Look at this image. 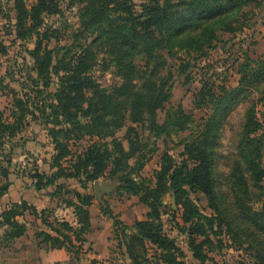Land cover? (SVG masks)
<instances>
[{
  "label": "trees",
  "instance_id": "obj_1",
  "mask_svg": "<svg viewBox=\"0 0 264 264\" xmlns=\"http://www.w3.org/2000/svg\"><path fill=\"white\" fill-rule=\"evenodd\" d=\"M10 1L15 41L35 39V46L28 51L32 65L20 86L22 95L12 92V122L0 111V205L15 181L24 177L14 169L15 159L32 156L26 149L18 155L17 146L11 144L35 123L53 147L50 174L34 165L25 185L45 194L51 203L59 201L72 209L75 221H62L55 209L39 211L21 199L0 214L2 247L11 250L17 240L26 237L29 217L43 226L35 232L37 241L79 260L92 231L94 198L87 189L106 178L118 186L120 196L136 197L148 209L146 220L133 227L122 225L109 208L104 211L114 220L118 248L130 264H216L209 253L222 248L223 235L237 247L244 238L248 249L256 251V264H264V206L260 210L253 207L264 198V137L257 135L262 124L255 103L246 110L228 173L221 172L218 163L225 159L220 154V138L230 115L254 92L264 101V57L237 65L240 79L234 90L222 88L218 94L210 82L203 84L194 107L212 105L213 114L202 119L204 128L199 135L184 142L181 159L177 162L164 153L160 169L150 179L141 172L154 151L148 152L138 131L149 123L155 136L169 137L194 123L181 107L174 113L166 111L173 79L172 75L161 76L167 58L179 53L205 57L222 35L249 30L251 12L247 9L260 5L258 0H140V5L138 0H69L68 8L79 10L78 27L65 46L52 45L57 31L45 23L47 17L62 14V0H37L30 8L25 0ZM0 51L8 53L3 42ZM98 66L104 72L113 69L117 82L111 86L100 83L95 77ZM190 67L189 63L182 65V73ZM5 89L8 86L0 77V91ZM123 130V137H117ZM85 139L92 144L75 151ZM194 194L207 199L213 215L204 214ZM169 195L180 212V222L174 214L173 224L185 237L191 261L166 231L164 201ZM90 264L102 263L93 260Z\"/></svg>",
  "mask_w": 264,
  "mask_h": 264
},
{
  "label": "rangeland",
  "instance_id": "obj_2",
  "mask_svg": "<svg viewBox=\"0 0 264 264\" xmlns=\"http://www.w3.org/2000/svg\"><path fill=\"white\" fill-rule=\"evenodd\" d=\"M36 1L25 0L29 8ZM258 2L260 5H253L247 9L248 12H251L249 13L251 23L249 30L235 36L222 35L220 41L207 51L205 57L200 58L196 55L190 57L184 53H179L176 58H167L168 65L161 76L172 75L173 79L170 83L172 97L166 106V111L174 113L181 107L186 115L193 117L194 123L187 125L184 131L173 132L169 137L155 136L149 123L138 127L141 140L148 144V152L154 151L153 154H148L149 162L147 161L144 170L141 172L143 178H152L154 173L160 169L161 158L164 153L170 154L178 162L184 150V142L192 140L203 130L202 119L209 118L213 114L212 105L203 109L194 107L203 84L210 82V85L214 86L218 94L222 88H226L229 91L234 90L238 87L240 79V76L236 73L237 65L246 60H257L264 57V0H258ZM68 3L69 0H62V14L47 17L45 20L48 28L57 31L56 40L52 42L53 46L69 44L73 32L77 30L79 10L78 8H68ZM137 4L140 5L141 1L138 0ZM12 8L10 0H0V42H3L8 48L7 55H3L0 51V77L4 80V84L8 86V89L0 91V111L6 114L5 117L9 122H12L9 118L13 105L12 92L18 97L22 95L20 86L27 81L28 68L32 65L28 51L33 50L35 46V39L27 42L15 41L14 22L11 19L14 18ZM81 42L83 44L84 39ZM103 58V55L99 57V64L102 63L101 60ZM188 63L191 66L190 69L182 73L181 66ZM139 66L142 68L143 64H139ZM95 77L104 86H111L117 82L113 75V69L104 72L103 66L96 68ZM261 97L262 95L254 92L247 99L248 102L239 106L230 115L220 138V154L225 157V159L218 162L221 172L228 173L229 171L230 160L233 154H236L237 137L240 133L246 110L253 103L257 106V116L262 124V130L257 135L264 137V101H259ZM164 116V112L159 115L160 122L163 121ZM124 134L125 130L118 133L117 137L122 138ZM91 144L90 139H85L78 144V149H75V151L79 150L81 152ZM11 145L17 146L16 152L18 155H21L26 149L32 156H29L28 160L23 158L15 159L14 169L24 177L15 181L9 195L4 200V206L21 197V199H25L34 205L39 211L47 208L55 209L56 217L62 221L74 223L75 218L72 209L65 208L59 201H56L59 204L51 203L50 199L45 197V194L30 190L25 185L26 182L28 183V172L34 169V165H37L41 172L50 174L48 161L53 152V147L42 127L32 123L23 135L14 140ZM99 181L104 184H111L115 189L111 195H103L100 203L96 200L94 185H89L87 193L94 198L93 205L90 208L92 231L87 236V243L83 246L79 260L68 255L65 257L63 252L57 253L55 259H50L47 251L48 247L38 248V243L34 241V233L38 231L39 227L43 228V226L39 221L28 217L26 219L29 224L28 236L16 245L14 244V248L12 247L11 251H0V264H89L93 259L98 260L102 264H130L118 248V242L114 236V220L104 215V211L109 208L122 225L133 227L135 222L146 220L148 209L136 197H130L125 194L120 196L117 192L118 186L114 182L106 178ZM70 184L73 189L83 192L79 186L74 183ZM193 199L204 214L213 215L204 196L194 194ZM164 205L167 207V214L163 218L166 231L187 252L185 237L175 229L173 224L174 214H176L175 217L180 222V212L174 197L171 195L167 196ZM263 206L264 198L253 205L255 210H260ZM221 239L223 241L222 248H216L212 253H209L210 258L216 264H256V251L248 249L249 245L244 242V238H242L241 247H237L229 236L223 235ZM261 250H264V247H261ZM188 256L189 261H191V254L188 253Z\"/></svg>",
  "mask_w": 264,
  "mask_h": 264
},
{
  "label": "crops",
  "instance_id": "obj_3",
  "mask_svg": "<svg viewBox=\"0 0 264 264\" xmlns=\"http://www.w3.org/2000/svg\"><path fill=\"white\" fill-rule=\"evenodd\" d=\"M21 200V197L18 199V200H15V201H12L11 203H17V202H19ZM10 203H7L5 206H4V202H3V204L2 205H0V214H1V212H2V210L4 209V208H6L8 205H9ZM20 221H22V220H20ZM91 223H92V220H91ZM28 233H29V230H28ZM28 233H27V235H26V237L28 236ZM2 235H3V230L2 229H0V239L2 238ZM25 237H23V238H21V239H19V240H17L14 244L16 245L17 243H19L20 241H22L23 239H24ZM34 241H35V243H38V248H41V247H46L47 248V246L46 245H44V244H41L39 241H37L36 239H35V233H34ZM14 244H13V248H14ZM3 250H8V251H11V250H9V249H4L3 247H2V245L0 244V251H3ZM47 251L49 252V257H50V259H55V255H57V253H65L64 255H65V257H67V255L68 256H70L65 250H49L48 248H47ZM71 257V256H70ZM93 260H95V259H93ZM93 260H91V261H93ZM65 261H67V260H65ZM90 261V262H91ZM90 264V263H89Z\"/></svg>",
  "mask_w": 264,
  "mask_h": 264
},
{
  "label": "water",
  "instance_id": "obj_4",
  "mask_svg": "<svg viewBox=\"0 0 264 264\" xmlns=\"http://www.w3.org/2000/svg\"><path fill=\"white\" fill-rule=\"evenodd\" d=\"M114 189H115L114 186L111 184H104L101 183L100 181H97L94 184V192H95L96 200L101 203L103 195H111Z\"/></svg>",
  "mask_w": 264,
  "mask_h": 264
}]
</instances>
